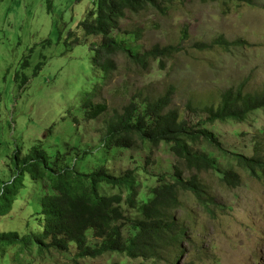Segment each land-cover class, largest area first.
<instances>
[{"label":"rangeland","instance_id":"rangeland-1","mask_svg":"<svg viewBox=\"0 0 264 264\" xmlns=\"http://www.w3.org/2000/svg\"><path fill=\"white\" fill-rule=\"evenodd\" d=\"M97 2L0 0V188L14 178V152L21 159L37 146L51 155L53 172L81 175L104 168L119 177L139 171L140 200L151 186L147 189L143 181L162 177L171 182L179 163L166 143L113 147L104 138L106 117L121 113L133 98L157 99L172 84V105L190 124H197L207 117L205 103H216L226 88L245 81L246 90L264 89V0H255L253 5L236 0H178L167 12L148 7L129 14L110 33L123 48L139 56L154 45L171 44L179 51L164 58L162 65L159 60L137 64L121 53L114 54L110 58L115 69L105 76L91 63L90 46L100 38L85 36L81 26L90 21L88 14ZM219 35L229 41L239 39L240 44L229 48L217 42L208 48L197 46ZM75 37L78 42L71 44ZM88 99L101 116L89 117L84 106ZM206 126L229 153L204 139L195 142V148L211 154L221 169L234 168L241 180L230 187L218 180L215 171L202 172L200 178L209 182L215 193L210 208L192 194L181 193L177 215L190 223L188 237L191 235L199 250L185 242L186 252L178 264L184 257L195 260L194 264H264V171L253 174L231 156L233 152L253 154L257 136L264 131V108L244 121L229 119ZM184 171L183 177L188 178L189 171ZM23 183L11 211L0 217V233L40 232L31 215L40 210L38 198L48 181L32 180L24 174ZM102 189L108 195L119 193L109 186ZM87 237L89 244H95L92 232ZM140 262L119 253L82 257L71 244L65 251L0 247V264Z\"/></svg>","mask_w":264,"mask_h":264},{"label":"trees","instance_id":"trees-1","mask_svg":"<svg viewBox=\"0 0 264 264\" xmlns=\"http://www.w3.org/2000/svg\"><path fill=\"white\" fill-rule=\"evenodd\" d=\"M177 1L98 0L96 9L88 14L90 21L81 23L85 36L100 38L98 44L90 46L93 51V67L100 69L103 76L108 75L115 69V63L110 57L117 53L137 64L146 65L151 60H159L162 65L164 58L179 51L177 46L154 45L139 56L119 45L110 33L129 14H137L148 7L167 12L169 6ZM199 1L206 3L232 0ZM236 1H244L248 5L255 3V0ZM77 42L78 38L75 37L71 44ZM216 42L226 48L240 44L239 39L229 41L224 35H219L208 44L198 42L197 46L208 48ZM244 85L245 81L226 88L216 103H205L207 117L197 124H190L182 117L179 108L172 105L175 93V86L172 84L157 99L148 96L138 101L133 98L121 113L105 118L104 138L113 147L129 149L138 143L157 147L160 143H166L170 144V150L179 163L174 167L175 178L171 182L162 177L143 181V186L147 189L150 184L151 186L140 200L138 197L142 192L139 190L141 182L137 180V174L140 175L137 170L128 171L119 177L104 168L81 175L65 171L53 172L48 159L51 155H47L41 147H32L21 159L17 151L14 152V178L0 188V217L11 211L18 192L25 187L24 174H28L32 180L44 178L48 184L44 183V191L38 198L40 210L31 215L38 222L40 232L0 233V247L12 245L25 250L34 246L38 250L54 248L65 251L71 244L77 247L82 257L94 258L119 253L130 259H140L139 264H178L180 257L186 252L185 242L191 243L197 252L198 244L191 235L188 237L190 223L183 215H177L181 207V193L192 194L201 205L210 208L215 201V193L212 185L199 175L213 170L218 180L230 187L237 186L241 177L234 168L221 169L211 154L195 148L194 143L204 139L225 154L229 153L206 124L229 119L244 121L255 110L264 108V89L250 91ZM84 106L88 107L91 119L101 116L102 112L97 111L91 99ZM258 135L252 155L237 152L231 154L239 166L253 174L264 171V131H260ZM184 169L189 171L188 178L183 177ZM103 186L117 189L119 193L108 195L103 192ZM125 192L128 195L124 197ZM90 232L96 239L95 244L88 243L87 236ZM184 258L182 264L195 262Z\"/></svg>","mask_w":264,"mask_h":264}]
</instances>
